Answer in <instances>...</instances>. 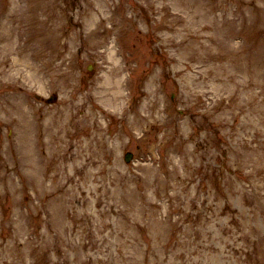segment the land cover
Returning <instances> with one entry per match:
<instances>
[{
	"label": "rangeland",
	"instance_id": "obj_1",
	"mask_svg": "<svg viewBox=\"0 0 264 264\" xmlns=\"http://www.w3.org/2000/svg\"><path fill=\"white\" fill-rule=\"evenodd\" d=\"M36 1L0 0V264H264V0Z\"/></svg>",
	"mask_w": 264,
	"mask_h": 264
},
{
	"label": "bare ground",
	"instance_id": "obj_2",
	"mask_svg": "<svg viewBox=\"0 0 264 264\" xmlns=\"http://www.w3.org/2000/svg\"><path fill=\"white\" fill-rule=\"evenodd\" d=\"M195 2L196 1H194V0H188V1L186 0V5L184 7V11L183 10L181 11L183 14L181 15V17H179L183 22H185V15L190 20L193 19L196 16H199V12L197 10L198 8L197 9L195 8ZM41 3L42 2L40 0H38V1L34 2V4L31 5L30 9H31V12H32L31 15H33V17H35L36 9H37L38 5L41 4ZM197 7H202V6H201L200 3H198ZM190 8H192L191 11L189 10ZM16 10H17V8H16ZM189 13H190V15L188 16ZM12 18H14V17L12 16ZM40 32H42V30H40ZM17 33H18L17 32V28L15 26H13L12 29L10 30V33H9L10 36L11 35H16ZM58 36L59 35L55 36V38H58ZM39 39L41 41L42 49H46L47 47L45 45V40L41 39V38H39ZM48 42H49V46L55 47L54 46L55 39H54V41L52 39H48ZM21 47H23V46H21ZM15 49H16L17 52L22 53V50L19 49V45L17 47H15ZM42 51H44V50H41L40 52H42ZM51 52H52V50H51ZM33 60H35V61L40 60L41 61L42 57H40V54L38 52H34L33 53ZM14 63H15V60H14ZM22 64H23V66L21 68L26 73V71H27V68H26L27 62H23ZM36 64L37 63H35V65ZM40 65H41L40 69L42 70L44 68V66H43L42 63ZM113 72H115V70H113ZM26 76L28 77V74H26ZM120 81H121L120 79L117 80V79H112V78L109 81L110 82V87H111L110 88V92H109V94H110L109 103H111V104H116L119 101H120L119 103H121L123 100L126 99V94H125V89L127 88L126 81H125V79H122L121 82ZM109 106L110 107H115V105H110V104H109ZM55 132L56 133H60V131H55ZM30 140H31V138L29 139V141L27 143L28 147H29ZM55 141H48L49 143H47V144H48V147H49V151L47 153L43 152L42 153L43 156L39 155L40 158H38V159H40V161H42L43 158H47L49 162H53L56 165H57L58 162L66 161L65 154L62 152L61 146H59V144H55ZM34 153L35 152L33 150H31V152L27 151L26 156H28V159H30L29 165L33 169H39V168L41 169V167L38 168V164L36 163V159H34ZM45 172H46L45 173V178L47 179V171H45ZM51 176L56 177L57 176V172L55 174H52ZM51 176H49V177H51Z\"/></svg>",
	"mask_w": 264,
	"mask_h": 264
},
{
	"label": "water",
	"instance_id": "obj_3",
	"mask_svg": "<svg viewBox=\"0 0 264 264\" xmlns=\"http://www.w3.org/2000/svg\"><path fill=\"white\" fill-rule=\"evenodd\" d=\"M130 156V155H129ZM129 156H128V158H129Z\"/></svg>",
	"mask_w": 264,
	"mask_h": 264
}]
</instances>
